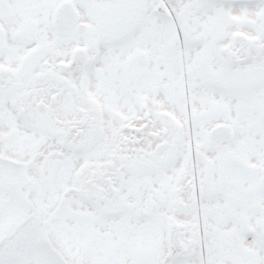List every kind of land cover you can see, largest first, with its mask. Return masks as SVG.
<instances>
[{
  "label": "snow or ice",
  "instance_id": "1",
  "mask_svg": "<svg viewBox=\"0 0 264 264\" xmlns=\"http://www.w3.org/2000/svg\"><path fill=\"white\" fill-rule=\"evenodd\" d=\"M0 264H264V0H0Z\"/></svg>",
  "mask_w": 264,
  "mask_h": 264
}]
</instances>
